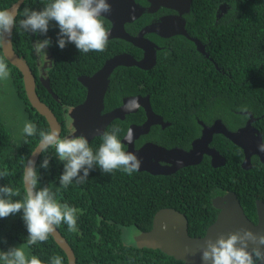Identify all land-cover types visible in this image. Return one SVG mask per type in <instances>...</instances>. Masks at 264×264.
Instances as JSON below:
<instances>
[{
	"label": "trees",
	"instance_id": "obj_1",
	"mask_svg": "<svg viewBox=\"0 0 264 264\" xmlns=\"http://www.w3.org/2000/svg\"><path fill=\"white\" fill-rule=\"evenodd\" d=\"M16 1L0 0V10L8 9ZM136 1L147 6L144 0ZM46 5L44 0H25L12 31V47L34 75L36 94L41 102L49 107L58 121L64 120V136L67 133L64 106L75 107L85 98V89L77 78L95 73L111 54L126 52L140 57L141 52L125 41L113 40L102 53L84 54L71 43L64 49L58 47L59 29L55 22H50L46 35L20 28L19 21L24 18L25 7L41 10ZM222 5H225V12L220 10ZM163 10L160 9V13ZM218 14L221 16L216 19ZM153 17L156 16L144 14L125 28L135 34ZM104 21L109 29V22ZM185 21L188 34L205 45L209 58L198 53L188 39L173 37L169 46L160 51V64L154 69L145 72L136 67H118L114 70L104 96V111L120 104V95H148L153 113L172 125L161 135L171 137L177 147L187 145L199 135L195 119L206 124L220 119L228 129L234 130L247 119L245 113L235 112H249L258 118L254 125L264 142V0H192ZM44 39L51 40L49 50L53 59L46 77L57 101L37 80L39 70L33 44ZM171 51L174 57L170 56ZM0 59L4 60L1 46ZM5 62L10 72L8 85L6 80L0 82L5 88L4 97L9 90L12 101L3 106L0 102V172H8L0 179V187H12L20 193L12 199L23 200L26 161L40 141L39 132H49V127L45 119L30 107L20 72ZM114 94L115 98L112 97ZM15 113H19L17 118ZM135 116L134 121L139 123L145 117L141 109ZM22 118L36 125V135L29 137L18 132ZM126 125V122L115 120L105 131L119 128L121 139ZM101 143L99 136L89 145L95 152ZM212 147L225 159L224 166L212 168L206 158L202 163L182 168L170 176H152L146 172L128 175L120 170L102 173L97 166L86 182L77 184L73 181L67 189H62L57 197L59 202H67L80 210L78 231L70 232L63 223L56 227L72 249L75 264H182L159 250L138 249L128 241L130 232L149 231L155 213L171 208L185 215L189 236L203 237L218 213L211 204L212 199L229 192L236 195L247 219L256 224L255 202L261 200L264 203V165L254 158L251 169L243 170L240 167L243 161L241 149L222 135L214 136ZM45 158H49L48 169L40 167ZM35 166L40 177L37 187L48 186L55 191L60 186L59 177L64 168L55 148L42 152ZM22 215L21 212L0 218V251L6 252L10 247L24 244L26 254L36 256L43 264H51L55 256L67 264L66 255L51 236L43 243L27 246L28 232Z\"/></svg>",
	"mask_w": 264,
	"mask_h": 264
},
{
	"label": "water",
	"instance_id": "obj_2",
	"mask_svg": "<svg viewBox=\"0 0 264 264\" xmlns=\"http://www.w3.org/2000/svg\"><path fill=\"white\" fill-rule=\"evenodd\" d=\"M24 1L18 0L8 9H15L17 5L20 7ZM144 1L147 3V6L137 3L135 0H108L111 5V12L105 14L104 20L110 23L109 40H121L129 43L132 47L141 51L142 59L137 60L129 54L118 55L107 61L93 75L78 78V82L85 88L86 95L80 105L68 112V118L71 120V127L73 129L70 137L83 136L88 141H91L101 136L113 121H123L126 116L134 114L140 108L144 111L146 121L143 125L129 128L134 132L133 142L139 136L147 134L153 125L166 127L163 124L162 118L153 113L148 96L126 98L122 101L120 107L103 113L104 96L108 88L109 77L116 67H136L145 71L152 68L156 53L153 45L145 38V35L154 34L161 38L184 37L195 44L197 52L208 57L199 40L192 38L186 31L185 20L181 21L179 27L174 26L173 23L179 21L178 16L170 15L158 18L134 36L126 32L125 25L132 24L142 15H151L161 8L174 11L178 15H188L192 3V0ZM220 10L225 12V5L220 6ZM220 16L221 14H218L216 19L220 18ZM0 46L4 60L16 68L22 76L23 90L30 107L45 119L50 131L55 129L60 134L61 124L57 121L48 106L41 102L37 96L35 77L26 62L15 54L12 48L11 35L1 38ZM216 69L219 71L217 66ZM38 80L46 91L57 100V97L51 92L48 78H44L43 75L38 76ZM246 114L249 116L248 121L242 128L234 132L228 131L220 121H216L212 127H204V125L200 124L203 127L202 135L192 143L194 150L190 152H184L179 148L166 150L155 144H146L135 151L133 142L129 144L123 138L122 143L127 147V152L134 153L141 161V167L137 172H146L152 176H170L182 168L198 165L202 155L210 158L212 168L224 166L226 163L225 159L219 152L208 147L213 135H222L233 145L241 149L243 155L241 168L247 171L251 169L250 161L253 156H256L258 161L264 165V152L259 151V145L263 142L261 135L251 125L254 119L250 113L247 112ZM39 144L40 142L28 157V160L32 159L35 161V165L42 153L37 151ZM33 153L36 154L33 155ZM211 204L218 213L214 223L207 228L203 237L189 236L188 222L185 215L174 209L164 208L157 211L153 216L152 226L149 231L139 232L134 236L133 241L135 246L138 249L159 250L164 255L182 264H202L200 248L205 245L208 239L215 240L221 234L227 236L228 233H234L240 229H248L256 234L264 235V204L261 201L255 202L256 224L250 222L244 215L234 193L229 192L222 197H216L212 200ZM162 225H167V229H162ZM50 236L66 255L68 264H75L74 253L58 230L56 229ZM252 247L254 245L249 246V251L252 250ZM257 264H264V261L257 262Z\"/></svg>",
	"mask_w": 264,
	"mask_h": 264
},
{
	"label": "clouds",
	"instance_id": "obj_3",
	"mask_svg": "<svg viewBox=\"0 0 264 264\" xmlns=\"http://www.w3.org/2000/svg\"><path fill=\"white\" fill-rule=\"evenodd\" d=\"M21 6L17 5L15 9L0 10V38L11 35L12 42L11 33L16 27V18ZM110 12L111 5L108 0H50L41 10H30L25 7L23 9L24 18L19 21V26L26 32L46 35L50 22H55L59 29L57 44L60 49H64L67 44L71 43L80 53H102L107 48L110 35L109 30L105 27L104 17ZM50 45V39L37 40L33 44L34 54L37 56L36 66L39 67L40 73H45L44 78H47L46 70L51 66L53 59L49 50ZM120 54L122 55V53ZM120 54L117 53L115 56ZM130 55L135 58L132 54ZM82 76L88 75L79 77ZM9 77L7 63L0 59V80H7ZM52 99L55 100L53 97ZM73 108L71 107V109ZM70 110L67 111V118H65L66 122L68 119L70 123V125L67 123V135L62 136L64 120L58 121L57 118L61 124L60 134L55 129L49 130V132H39L40 144L37 151L41 153L54 147L57 158L64 165L63 173L59 177L60 186L55 191H52L48 186L38 188L40 177L36 172L35 161L29 159L23 173L25 185L23 200L12 199L20 194L12 187L8 185L0 187V218H7L22 212V219L28 232L27 246L47 241L61 223L66 224L70 232L78 231L77 220L80 210L70 206L67 202L61 203L57 199L61 190L67 189L73 181L77 184L86 182L90 172L96 170L97 166L102 173L120 170L128 175L137 172L141 167L139 158L134 153L125 151V145L119 138L121 131L119 128L103 132L101 134L102 143L95 152L89 145L93 139L88 141L83 136L70 137L73 133L71 120L68 118ZM244 110L246 111V109ZM23 133L29 137L36 135V125L32 122H25ZM133 138V130L128 129L124 137L125 141L130 144L133 142ZM259 151L264 152V142L259 145ZM40 167L48 169L49 158H45ZM7 175V170L0 172V179ZM162 229L166 230L167 225H162ZM250 245H254L251 251H249ZM25 246L23 244L19 247H10L6 252L0 251V261L3 264H43L36 256L29 257L25 252ZM200 253L202 264H257V262L264 261V235L256 234L248 229H240L237 232L228 233L227 236L221 234L215 240L208 239L205 245L200 248ZM51 264H63L62 258L53 257Z\"/></svg>",
	"mask_w": 264,
	"mask_h": 264
},
{
	"label": "flooded vegetation",
	"instance_id": "obj_4",
	"mask_svg": "<svg viewBox=\"0 0 264 264\" xmlns=\"http://www.w3.org/2000/svg\"><path fill=\"white\" fill-rule=\"evenodd\" d=\"M47 4L50 2V0H44ZM136 1V0H135ZM137 3H139L138 1H136ZM139 4H141V3H139ZM142 5V4H141ZM163 8H161V10H162ZM151 15H155L156 17H153L151 20H150V22L148 23V24H146L145 26H147V25H149V24H151L153 21H155V20H157L158 18H162V17H166V16H178V18H179V21H175L173 24H174V26H176V27H179L180 25H181V21L182 20H185V16L186 15H184V14H180V15H178L176 12H174V11H170V10H166V9H164L163 10V12H161L160 13V9L158 10V11H156L155 13H153V14H151ZM110 24V23H109ZM185 25H186V21H185ZM145 26H143L141 29H143ZM109 29H110V26H109ZM108 29V30H109ZM126 29V28H125ZM140 29V30H141ZM140 30H138L134 35H137L138 34V32L140 31ZM126 32H128L130 35H133L132 34V32L131 31H128L127 29H126ZM133 35V36H134ZM173 37H175V36H173ZM173 37H170V38H161V37H159V36H157V35H154V34H147V35H145V38L153 45V48H154V50H155V53H156V58H155V61H154V64H153V66H152V68L151 69H154L157 65H159L160 63H159V59H160V51L161 50H163V49H165L166 47H168L169 46V44H170V42H171V40H172V38ZM109 41H113V40H109ZM176 43V42H175ZM175 43H174V45H175ZM201 43V42H200ZM201 45L204 47V51H205V45H203L202 43H201ZM194 47H195V45H194ZM141 52V51H140ZM122 54H131V53H122ZM170 56L171 57H174L175 56V54L171 51L170 53ZM201 54V53H200ZM207 54V53H206ZM121 55V54H120ZM202 55V54H201ZM208 55V54H207ZM137 60H140V59H142L141 58V56L140 57H137V56H135V55H133ZM202 56H204L205 58H209V57H207L206 55H202ZM113 57H115V55H110V56H108V57H106L105 59H104V63H103V65L107 62V61H110ZM102 65V66H103ZM39 68V67H38ZM118 67H116L115 69H117ZM114 69V70H115ZM150 69V70H151ZM114 70H113V72H114ZM47 71V70H46ZM142 71H144V70H142ZM39 72V71H38ZM112 72V73H113ZM43 75H45V73L43 72V73H40L39 72V76H43ZM112 75V74H111ZM120 81H124L123 79H120ZM136 96H140V95H136ZM145 96H148V95H145ZM145 96H143V97H145ZM112 97H114L115 98V94L112 96ZM130 97H135L134 95L133 96H122V95H120L119 96V98H120V101H121V103L120 104H117L116 105V107H112L109 111H111V110H113V109H116L117 107H120L121 106V104H122V101L124 100V99H126V98H130ZM149 97V96H148ZM64 109H65V111H68V110H70L71 109V107L70 106H64ZM141 110H142V108H140ZM138 111H139V109L134 113V114H130V115H133V116H126L125 117V119L123 120V121H121L122 123L123 122H126V129H125V134L123 135V137L121 138V141L123 140V138H124V136L126 135V133H127V130L130 128V127H133V126H140V125H143L144 123H145V121H146V116L143 118V120L139 123V122H136V121H134L136 118H137V116H135V114H137L138 113ZM143 111V110H142ZM106 112V111H105ZM108 112V111H107ZM143 113H144V111H143ZM236 114H242V115H245L247 112H235ZM243 113H245V114H243ZM249 113V112H248ZM155 114V113H154ZM251 114V113H250ZM157 115V114H156ZM247 115V114H246ZM158 116H160V115H158ZM129 117H131L132 118V120L129 118ZM161 117V116H160ZM251 117L254 119L253 120V122L251 123V125L259 132V130H258V128L254 125L257 121H258V118H255V117H253L252 115H251ZM162 118V117H161ZM248 119H249V116L247 115V119L244 121V124L243 125H238V127L236 128V129H234V130H230V129H228L227 127H226V125L220 120V119H213L210 123H204L203 121H201V120H198V119H195V121H196V125H197V128H198V136L197 137H194V138H192V140L190 141V142H188L187 143V145H184V146H182V147H177V146H175V145H173V139L171 138V137H166V136H162L161 135V133L163 132V130H165V129H167L168 127L170 128V127H172V125H171V123L170 122H168V121H166V120H164V118H162V121H163V124H165L166 125V127L165 128H163L161 125H153V126H151L150 127V129H149V131H148V133L147 134H145V135H141V136H139L136 140H134V142H133V145H134V150L135 151H137L138 149H140V148H142L144 145H146V144H155V145H157V146H160L161 148H163V149H166V150H172V149H177V148H179V149H181V150H183L184 152H190V151H193L194 149L192 148V143L194 142V141H196L197 139H199L200 138V136L202 135V125H204V127H212L213 126V124L216 122V121H220L223 125H224V127L228 130V131H231V132H234V131H236V130H238V129H240V128H242L245 124H246V122L248 121ZM120 121V120H119ZM67 123H68V125H70V123H69V121L67 120ZM200 124H202V125H200ZM68 133H66L65 135H67ZM260 134V133H259ZM261 135V134H260ZM214 136H216V135H213L212 136V140H213V138H214ZM261 138H262V136H261ZM159 140V141H158ZM212 140H211V142H210V144H208V147L209 148H212V149H214V150H216L215 148H213L212 147ZM262 141H263V138H262ZM126 149H127V147L125 146V151H126ZM217 151V150H216ZM217 152H219V151H217ZM208 159L209 160V162H210V158L209 157H207V156H205V155H202V157H201V161H200V163H202V161L204 160V159ZM254 158H256L257 159V157L256 156H253V157H251V160L252 159H254ZM258 160V159H257ZM161 161V160H160ZM259 162V161H258ZM260 163V162H259ZM250 164H251V161H250ZM261 164V163H260ZM161 165H165V164H161ZM240 167H241V165H240ZM251 167H252V165H251ZM226 195V194H225ZM224 196V195H223ZM220 197H222V196H220ZM216 198V197H215ZM214 199V198H213ZM212 199V200H213ZM212 202V201H211Z\"/></svg>",
	"mask_w": 264,
	"mask_h": 264
},
{
	"label": "rangeland",
	"instance_id": "obj_5",
	"mask_svg": "<svg viewBox=\"0 0 264 264\" xmlns=\"http://www.w3.org/2000/svg\"><path fill=\"white\" fill-rule=\"evenodd\" d=\"M6 84L8 85V81L7 80H6ZM4 92H5V88H3V82H0V102H1L2 106L5 103H10L12 101V93H11V91L8 90L7 94L5 95V97H4ZM14 116H15V118H17L19 116V113H15ZM25 122H27V121L24 118H22V123H21L20 127L18 128V132H20L21 134L23 133V128H24ZM138 233H139L138 231L132 230L130 232L128 241L134 243V241H133L134 236L136 234H138ZM133 245H135V244H133Z\"/></svg>",
	"mask_w": 264,
	"mask_h": 264
},
{
	"label": "bare ground",
	"instance_id": "obj_6",
	"mask_svg": "<svg viewBox=\"0 0 264 264\" xmlns=\"http://www.w3.org/2000/svg\"><path fill=\"white\" fill-rule=\"evenodd\" d=\"M39 159V158H38Z\"/></svg>",
	"mask_w": 264,
	"mask_h": 264
}]
</instances>
